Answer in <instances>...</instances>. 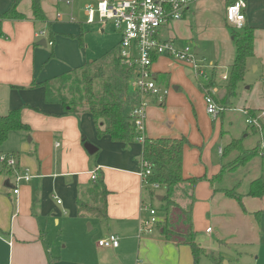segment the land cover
Listing matches in <instances>:
<instances>
[{"label":"crops","instance_id":"crops-1","mask_svg":"<svg viewBox=\"0 0 264 264\" xmlns=\"http://www.w3.org/2000/svg\"><path fill=\"white\" fill-rule=\"evenodd\" d=\"M14 1L0 0V15ZM39 1L45 22L34 20L32 0H20L17 12L25 19L4 21L1 28L0 116L22 108L21 119L30 127V136L26 142L25 132L10 133L15 140L11 147H5L8 136L0 148V156H13L17 169L27 171L32 177L18 185V195L14 196L12 175L3 177L0 172V264H193L187 246L166 243L156 228L157 236L138 238L144 220L141 205H152L150 188H144L138 176L142 142L123 144L114 143L107 136L98 138L90 114H68L60 105L45 103L43 88H30L33 82H49L95 61H86L73 39L82 35L83 44L79 16L87 25L84 7L103 0ZM230 3L196 0L182 19L158 31L160 40H170L179 49L189 45L197 58L214 66L211 78L202 84L188 67L169 58H156L152 66L157 85L168 94L163 106L150 102L146 107L144 136L152 140L181 137L188 140L182 159L184 178L206 176L210 179L218 175L221 164L226 162L222 160V150L233 142L224 140L223 124L206 113V93L201 90V86L212 84L209 88L212 91L208 93L215 100L225 93L235 57L225 20ZM246 5L245 24L254 29V56L248 59L247 66L248 70L255 66L254 72H257L258 66H264V0H246ZM99 29L101 34L105 33V26ZM43 41L46 45H40ZM49 42L53 45L49 46ZM119 45L120 40L118 50ZM253 91L251 94L247 88L241 94L237 91L238 107L264 114V103L261 104L264 100ZM84 140L96 147L94 155L85 151ZM92 173L108 191L105 220L90 214L79 216L77 202L81 198L88 201L85 191ZM223 180L214 185L203 180L194 189L192 225L196 242L205 251L201 259L210 264L224 261L229 264L227 252L217 249V244L226 250L234 242L246 244L243 231L250 232V227L253 228V214L258 219L264 213V195L253 198L237 190L243 195L241 206L234 197L218 190L225 188ZM144 191L150 204L144 201ZM160 220L163 221L161 217ZM236 220L243 225L238 227ZM101 225L106 229V233L102 232L104 238L110 235L119 238L117 248H100L90 239L88 234ZM208 228H212L209 233ZM214 232L219 238H230L227 243L201 238L202 234L211 237ZM236 238L240 240L234 241Z\"/></svg>","mask_w":264,"mask_h":264},{"label":"trees","instance_id":"trees-1","mask_svg":"<svg viewBox=\"0 0 264 264\" xmlns=\"http://www.w3.org/2000/svg\"><path fill=\"white\" fill-rule=\"evenodd\" d=\"M20 0H15L10 8L0 15V37H3L2 23L4 21L24 20L25 17L17 12ZM231 0H227L230 3ZM34 20L45 22L40 1L32 0L31 5ZM230 35L235 47V57L229 73V80L225 93L219 100L214 101L222 107H228L237 95L238 86L244 81L247 72V61L254 56V29L245 24L242 29L229 26ZM82 35L78 38L82 45ZM132 68L127 66L114 49L101 58L86 63L84 66L71 70L51 82L32 83L30 88L44 89V101L48 105H60L66 113H87L92 116L96 126V136H107L114 143L129 144L142 139V154L140 163L147 164L150 170L142 183L150 188V195H154L151 186L156 185L163 190L162 201L165 203V216L162 223L156 226L166 243L177 246H187L192 255L193 264H199L205 251L196 242V232L192 225V210L194 205V189L200 181H208L211 185L220 184L227 173H231L239 166H243L248 159L256 156L255 152H246L239 141H233L222 150V160L233 152L242 155L240 162L222 163L220 172L213 178L206 176L198 178H184L182 173L183 151L188 140L181 138L148 139L144 132L135 126L130 112L139 103V95L132 91L130 83L133 78ZM212 84L201 86V90L209 95L208 89ZM205 95V96H206ZM38 112L35 108H30ZM22 108L15 109L5 116H0V148L7 141L10 133L30 132V127L21 119ZM253 117L255 113L248 111ZM264 124L262 125V129ZM85 143V140L83 141ZM238 159V158H237ZM223 162V161H222ZM227 196L234 197L242 206V197L233 189H218ZM88 201L78 200L79 216L90 214L106 219V190L102 180H91L85 191ZM264 195V180L257 178L249 184L248 197L260 198ZM180 203V204H179ZM184 204V206L182 204Z\"/></svg>","mask_w":264,"mask_h":264},{"label":"built area","instance_id":"built-area-1","mask_svg":"<svg viewBox=\"0 0 264 264\" xmlns=\"http://www.w3.org/2000/svg\"><path fill=\"white\" fill-rule=\"evenodd\" d=\"M196 0H120L109 2L100 1L96 4H89L84 7L86 15V24L95 23L102 27L110 24L114 32L120 38L119 55L127 66L132 69L133 78L130 88L139 95V103L130 112L134 118L135 126L141 132H144L145 109L150 102L157 106H163L168 91L159 87L154 79L152 66L156 58L166 57L174 62L186 63L191 66L194 76L208 82V77L203 74L202 63L196 59V56L187 45L179 49L172 41H163L158 38V31L173 21L182 19L184 13L194 4ZM246 0H235L231 2L225 10V20L227 24L237 30L245 26ZM49 46L53 44L48 43ZM223 80H227L223 76ZM209 92L212 89L208 90ZM207 113L216 117L224 110L216 105L211 94L205 96ZM247 116V124L252 127L260 128L259 117L253 118L244 112ZM142 141V139H140ZM0 164L12 175L14 187L12 193L18 195V185L22 182H28L32 176L27 171H19L13 156L1 155ZM138 176L142 182L150 176V170L147 164L140 163ZM95 173L91 174V180H95ZM152 189H159L156 185ZM59 204L60 201H57ZM146 210V209H145ZM157 211L151 209L150 218L142 223L141 233H150L153 228L159 224L156 218ZM208 228L206 232H210ZM119 238L116 235H110L103 240H99L97 246L100 248H117Z\"/></svg>","mask_w":264,"mask_h":264},{"label":"rangeland","instance_id":"rangeland-1","mask_svg":"<svg viewBox=\"0 0 264 264\" xmlns=\"http://www.w3.org/2000/svg\"><path fill=\"white\" fill-rule=\"evenodd\" d=\"M79 19H80L79 21L82 23V30L84 32L83 44L81 45L79 43V39H73V40L76 42L79 52L82 53L81 54L82 57H84L85 54L86 61L96 60L97 58L101 57L104 53L108 52L109 50H113L117 48L120 39L119 36L114 32L110 24H107L105 26V33L101 34L99 32L100 30L99 28L102 26L98 24L97 17L95 18V23L89 26L85 25V19H83L81 16H79ZM196 59L202 63L203 68H201V71H203V74L206 77H208V79H210L211 73L213 72V68H214L213 64L204 59L200 60L199 58H197V56ZM175 63L188 67L193 73L191 66H189L188 64L180 63V62H175ZM254 67L255 66H251L249 67L248 70V66H247L248 73L244 78L245 79L244 82L238 86V92L241 94L244 91V89L247 88L248 90H250V94H251V91L254 90L253 92H257V95L264 100V79H263L264 66H258L259 69L257 72H254ZM196 80L200 81V84L205 82L200 78H196ZM239 93H237V95L231 100V107L229 108L219 106L216 103V105L222 108L224 111L218 114L216 117H212V118L219 120V122L223 124L225 141H230V140L239 141L244 151L246 152L253 151L256 154V156L248 159V163L246 162L245 164H243V166H239L237 169H234L233 172L227 173L225 175V179L223 180L224 182L222 184L223 187L230 188L234 186V190H238L239 193L243 194L249 191V184L253 180H256L257 178H262L264 180V128L262 129L264 114H261L263 112H258L255 113V116H253V118H257L260 116L259 117L260 120L258 121L259 125L261 126L260 128H256V127H252L251 125H248L246 122L247 116L244 113L247 110L246 109L242 110L239 109L238 107V100L240 95ZM262 103H264V101H262L261 104ZM205 110L207 113L206 103H205ZM24 134L27 136L26 142H28V138H29L28 136H30V133L28 132ZM14 140H15L14 135L10 136L6 145L4 146L11 147ZM241 156L242 155L238 154L235 151L231 153L228 158H226V162L233 160L234 164L235 163L238 164L240 162L239 160ZM217 157L219 158V155H217ZM2 166L3 164H0L1 175L3 177L9 178L10 173L7 172V169L4 170ZM142 185L144 188H146V186L143 183ZM145 191H144V197H145L144 201L146 204H150L147 201V194ZM153 192L154 195L152 196L150 195L149 197L152 203V205H150L151 207L144 206L143 204L141 205L140 213L142 214L144 219L142 223L150 218L149 212L151 209H155L157 211V215H156L157 219L161 217L164 220L165 203L162 200L160 201L157 199V196L162 197L164 195L163 194L164 192L161 189H154ZM182 205L184 206V204ZM262 207H264V203L262 204ZM254 217L256 216H254L253 214L252 220L254 222L253 224L254 226L253 228L252 226L250 227V232H245L242 230L244 234L243 236L246 237L243 238V241H246L247 242L246 244L243 245V244H237L238 242L236 243L234 242L233 245L227 246L229 247V249L227 250L224 247L217 244V249H221L227 252V255L229 257L228 261H231L229 264H264V213H261L258 219L257 218L255 219ZM239 221L240 220L235 221L238 227L243 225ZM162 222L161 220L159 221V223ZM99 224L102 223L100 222ZM141 226L142 224L140 225L138 230V238H140V240H142V238L145 237H149V236L155 237L158 235L155 228H153L150 233H141V229H142ZM212 227L214 229L216 226L214 225ZM86 229L88 230V226H86ZM209 229L212 230V228ZM55 230L59 231L60 228H55ZM102 232L106 233V229L104 228V225L103 226L101 225L100 229L99 227L95 228L93 231H91L88 234V236L90 237L91 240L98 243L99 239L101 240L105 239L104 238L105 235L103 236ZM216 232H214L211 235V237L202 234L201 238L206 237L212 243L217 240L224 241L225 243H227L226 240L230 237L227 236V237L219 238ZM239 240L240 239L236 238L234 241H239ZM225 263L226 262L224 261L223 264ZM199 264H210V263L209 261L203 258L200 260Z\"/></svg>","mask_w":264,"mask_h":264},{"label":"water","instance_id":"water-1","mask_svg":"<svg viewBox=\"0 0 264 264\" xmlns=\"http://www.w3.org/2000/svg\"><path fill=\"white\" fill-rule=\"evenodd\" d=\"M45 42H41L40 45H46L44 44ZM85 151L90 155H94L96 152H97V149L96 147H94L92 144H89L88 142H85L84 145H83ZM158 200H162V197H157Z\"/></svg>","mask_w":264,"mask_h":264}]
</instances>
